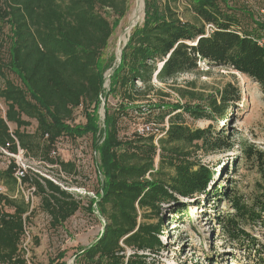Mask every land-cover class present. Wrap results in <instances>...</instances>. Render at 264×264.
Returning <instances> with one entry per match:
<instances>
[{"label":"trees","instance_id":"16d2710c","mask_svg":"<svg viewBox=\"0 0 264 264\" xmlns=\"http://www.w3.org/2000/svg\"><path fill=\"white\" fill-rule=\"evenodd\" d=\"M129 1L0 0V99L6 104L0 115V147L14 154L22 149L33 159L73 174L76 165L54 155L57 142L63 135L92 134L103 179L85 208L97 210L105 225L96 241L75 252L74 264H149L148 253L165 249V221L150 218L159 216L168 202H175V213L183 215L187 208L179 198L201 196L228 204L229 211L215 216L222 235L253 264H264V150L253 142L237 141L225 125L192 127L184 115L212 119L219 113L223 119L225 105L241 99L240 88L228 83L220 91L221 105L216 96L170 85L186 99L181 104L168 101L171 93L154 83V78L168 83L195 72L199 61L206 60L241 72L264 89V45L258 42L264 22L249 12L261 31L244 27L239 10L228 0H145L144 20L132 29L121 59L114 54L104 57ZM182 4L189 18L179 10ZM109 68L110 86L105 91L104 73ZM153 93L159 100L148 106L158 110L147 122L157 131L122 137L120 120L129 110L144 115L139 102ZM111 94L119 97L115 107L109 105ZM197 99L202 102H190ZM79 107L87 121L73 125ZM32 120L37 123L33 132L27 130ZM234 150L239 153L225 173L238 174L241 164L256 170L250 193L232 181L226 186L221 181L218 187L212 183L215 171L196 159L199 152L205 156ZM17 168L12 159L0 170V184L10 192L0 194V264H27L22 241L34 208L20 186L34 189L53 228L84 207L81 199L38 172L25 170L19 181ZM64 255L47 264H66L61 261Z\"/></svg>","mask_w":264,"mask_h":264},{"label":"rangeland","instance_id":"374dc122","mask_svg":"<svg viewBox=\"0 0 264 264\" xmlns=\"http://www.w3.org/2000/svg\"><path fill=\"white\" fill-rule=\"evenodd\" d=\"M228 4L239 10L237 13L244 27L255 28L254 32L257 33L261 31L260 28L255 27L256 24L248 14L250 12L256 20L264 22V0H228ZM222 5L224 6L223 2ZM142 6L140 0L129 1L127 13L115 28L108 47L103 51L104 57L114 54L116 60L118 59V53L128 40L132 29L137 24H142L144 20L145 0H142ZM179 10L185 11L183 4ZM185 13L187 12L185 11ZM187 17H190L189 13H187ZM210 30L211 28L208 27V32ZM199 66V70L180 74L168 83H161L155 78L154 83L171 93V96L167 98L168 101L181 104L186 99H182L178 93L170 89V85L184 90H195L204 95L216 96L218 104L221 105L223 103L220 91L228 83L238 86L241 90V99L234 104L225 105L224 114L226 117L223 119L219 113L215 114V118L212 119H196L184 113L185 120L192 127L225 125L233 130L237 141L247 140L264 150V89L250 77L232 68L213 66L206 60H200ZM111 74V68L104 73L105 91L109 89ZM2 84L3 81L0 79V85ZM108 100L109 105L115 107L119 97L111 94ZM158 100L159 95L153 93L148 99L139 102L144 106L143 109H146L144 115L140 116L136 110H129V116L120 120V135L122 137L130 136L133 132L142 129L148 123L149 116H154L158 110L150 108L148 105ZM197 100L190 102L193 104L202 102V99ZM5 110L6 104L0 99V115H4ZM104 111L102 102L98 111L101 125ZM218 119L219 123H216ZM86 121L83 108L75 109L71 124L83 125ZM36 126V121L32 120V125L27 127V130L33 132ZM10 127L13 130L15 125L11 124ZM0 151V170L5 169L10 160L14 159L18 166L50 178L61 188L68 190L75 198L81 199L84 207L62 225L53 228L50 224V216L41 208L40 198L34 194V189L29 186L19 187L25 197L30 199L31 206L34 208L32 217L26 223V234L22 241L27 264H47L51 259L57 258L60 253L65 254L61 261L66 264H74L75 252L81 246H87L96 241L105 225V218L100 216L97 210L89 212L85 208L89 204V200L96 196V192L100 189V180L103 179L98 167L100 154L93 148L92 134L77 138L63 135L57 142L54 155L60 160L73 162L76 165V172L73 174H66L57 165L52 166L33 159L24 154L22 149L16 154L1 147ZM237 153H239L237 150L229 154L216 151L204 156L199 152L196 159L215 171L212 183L218 187L221 181L224 186L232 181L231 184L238 186L241 191L250 193L254 189V183L258 177L256 170L241 164L238 174L232 175L231 171L228 174L225 173V168L232 167L233 157H236ZM1 193H10L3 184H0ZM15 195L17 196V192ZM179 201H182L187 208L183 215L175 213L177 208L175 202H168L163 204L159 216L154 215L150 218V222H157L160 218L165 221L162 233L165 249L156 254L148 253L151 260L149 264H253L239 247H235L222 235L216 223L215 216L218 213L230 210L226 202H217L215 199L207 202L202 196L196 199L181 197ZM148 214L151 213L148 212ZM261 241L264 243V234L261 236ZM128 252L131 250L128 249Z\"/></svg>","mask_w":264,"mask_h":264},{"label":"built area","instance_id":"2783aa9c","mask_svg":"<svg viewBox=\"0 0 264 264\" xmlns=\"http://www.w3.org/2000/svg\"><path fill=\"white\" fill-rule=\"evenodd\" d=\"M259 44L260 45H264V31L262 33V35L259 38ZM166 125H168V122H166ZM157 131V129L154 127V125L152 123H148L145 124L144 127L142 129H139L140 133H149V132H154ZM162 135V134H161ZM20 150V149H19ZM23 151V150H22ZM25 175V169L18 166L16 172H15V176L18 178V180L20 181L21 178Z\"/></svg>","mask_w":264,"mask_h":264},{"label":"water","instance_id":"95a60500","mask_svg":"<svg viewBox=\"0 0 264 264\" xmlns=\"http://www.w3.org/2000/svg\"><path fill=\"white\" fill-rule=\"evenodd\" d=\"M126 44V42L124 43V45ZM121 53H122V48L120 49L119 53H118V60L121 59ZM104 104V103H103Z\"/></svg>","mask_w":264,"mask_h":264},{"label":"bare ground","instance_id":"6f19581e","mask_svg":"<svg viewBox=\"0 0 264 264\" xmlns=\"http://www.w3.org/2000/svg\"><path fill=\"white\" fill-rule=\"evenodd\" d=\"M140 2H141V6H142V0H140ZM143 6H144V5H143ZM143 6H142V7H143ZM135 13H136V12H135ZM133 16H134V15H133ZM139 16H140V15H139ZM136 17H137V16H136ZM105 83H106V81H105ZM108 83H109V82H108Z\"/></svg>","mask_w":264,"mask_h":264}]
</instances>
